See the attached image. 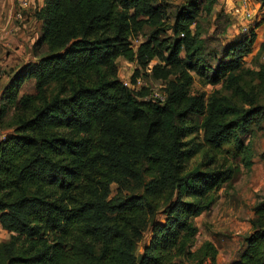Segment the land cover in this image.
I'll list each match as a JSON object with an SVG mask.
<instances>
[{
	"label": "trees",
	"instance_id": "trees-1",
	"mask_svg": "<svg viewBox=\"0 0 264 264\" xmlns=\"http://www.w3.org/2000/svg\"><path fill=\"white\" fill-rule=\"evenodd\" d=\"M196 2L175 13L172 43L163 47L154 35L134 48L141 26L155 27L167 5L43 0L31 60L10 72L0 93V125L11 116L16 126L0 134V225L11 234L0 245V264H177L192 257L217 264L210 242L192 252L194 219L234 175L225 144L252 166L250 144L239 139L264 117V63L248 71L241 59L261 23L208 60L195 20L201 11L209 15L215 0ZM159 47L168 69L155 65L152 78L173 77L163 105L147 99L148 88H125L116 70L119 58L144 67ZM257 56L264 58V35ZM191 73L221 89L206 101L193 95ZM29 81L32 93L20 95ZM196 118L204 145L223 158L215 169L187 170L195 150L184 140ZM148 225L150 240L137 254ZM251 229L229 264H264V199L253 207Z\"/></svg>",
	"mask_w": 264,
	"mask_h": 264
},
{
	"label": "rangeland",
	"instance_id": "rangeland-1",
	"mask_svg": "<svg viewBox=\"0 0 264 264\" xmlns=\"http://www.w3.org/2000/svg\"><path fill=\"white\" fill-rule=\"evenodd\" d=\"M4 1L5 0H0V4ZM159 1L168 6L166 16L163 17L155 27L142 25L137 36H134L131 40V45L134 48L140 43H145L150 40L154 35H156L155 39L159 43H162L163 47L172 43L174 36L170 27L174 23L175 13L179 8L190 4L193 0ZM204 1L205 0H197L196 3H202ZM255 1L256 0H254V2ZM226 11H228V8L224 1L215 0L211 13L205 15L201 11L195 20L199 29L200 39L203 42L202 48L205 55H207L206 57L208 60L214 55L220 57L223 48L231 43L239 41V38L242 36V33L238 30V26L234 20L236 16L227 14ZM254 14L255 21H257L256 23H263L260 26V29L255 32L256 38L252 45L251 53L241 59L243 68L248 71L258 70L257 65L264 63V58L257 56L264 35V13L254 12ZM254 22L252 24H254ZM197 27L195 26V29ZM195 29L193 25L191 27V33H194ZM6 39L7 38H3L0 42V93L1 88L4 85L3 80L6 81L7 77L10 75V71L17 67V64L13 63L12 58L7 62L11 49L10 46H7ZM156 52L158 57L154 58L144 67L138 65L135 61L130 62L123 58H119L116 62V70L119 80L135 81V79L139 78L142 83L148 85L149 89H152V91L162 93L166 88L167 82L173 77H169L167 80L152 78V69L155 65H157V70L159 71L168 69L160 58V56L165 57L167 52L163 51L162 47L157 48ZM183 56L184 54L182 53L180 57L182 58ZM191 77L193 79L191 93L193 95L204 97L205 101L215 91L221 89L220 84L217 86H202L198 81V77L193 73H191ZM32 91L33 84L29 81L26 82L20 95L23 93H32ZM148 93L147 99L151 98V92ZM224 95L225 94H223V96ZM227 95L228 93L226 92V96ZM259 105L264 113V98H262ZM201 123L202 118H196L190 125L192 130L195 131L194 134H191L184 140V142L189 144V146L195 150L193 157L186 162V167L189 171L195 169H200L201 171L215 169V166L220 164L223 159L220 156L212 154V152L204 145ZM249 128L250 129L246 135L242 136L239 141L244 146L248 143L250 144L252 149L251 168L247 170L244 167L242 160L243 157L232 151L231 142L225 144L224 151L228 152L227 155H225V159H228V167L234 169V175L232 179L225 183L215 194L216 202L213 206L208 211L203 212L200 216L194 219V225L198 232L195 236V243L192 252H195L203 242H210L217 250V264H229L238 258L243 250V238L252 230L251 220L253 218V207L256 203L264 199V117L262 119L258 118L254 120ZM15 129V121H13L11 116H8L0 125L1 137L6 136L7 134L11 135ZM115 188V185H111L112 194L114 193ZM159 206V211H163L165 207L163 201L159 202L158 207ZM159 216H161V214H159ZM156 219L163 220L162 217L158 216ZM149 226L150 225L147 226V230L142 234L141 240L136 246L137 254L142 252L143 246L147 245L150 240ZM10 236L11 234L4 230L0 225V245L8 242ZM174 261L177 264H197L196 259L193 257L190 259H177Z\"/></svg>",
	"mask_w": 264,
	"mask_h": 264
},
{
	"label": "crops",
	"instance_id": "crops-1",
	"mask_svg": "<svg viewBox=\"0 0 264 264\" xmlns=\"http://www.w3.org/2000/svg\"><path fill=\"white\" fill-rule=\"evenodd\" d=\"M29 2L30 6L19 23L14 19L17 0H5L0 4V30L3 33V38H7L6 44L11 49L7 62L12 58L13 63L17 64L15 69L31 60L30 49L40 34L41 22L36 19L35 12L43 6V0H29ZM253 9L255 13H264V8H261L257 1L254 2ZM260 26L255 32L260 29ZM3 81L5 84L7 80Z\"/></svg>",
	"mask_w": 264,
	"mask_h": 264
},
{
	"label": "built area",
	"instance_id": "built-area-1",
	"mask_svg": "<svg viewBox=\"0 0 264 264\" xmlns=\"http://www.w3.org/2000/svg\"><path fill=\"white\" fill-rule=\"evenodd\" d=\"M227 5L228 11L227 14L235 15L236 25L238 26V30L240 33H246L252 25H254L257 21H255V14L253 11L254 0H222ZM30 5L29 0H17V9L14 13V19L17 23L23 20V16L25 11L28 9ZM255 21V22H254ZM254 22V24H252ZM3 40V33L0 30V42ZM122 85L131 90L137 91L141 88H148V85L142 83V81L137 78L135 81H121ZM151 92V99L153 101H157L159 104L163 105L165 95L159 92H154L152 89H149Z\"/></svg>",
	"mask_w": 264,
	"mask_h": 264
}]
</instances>
